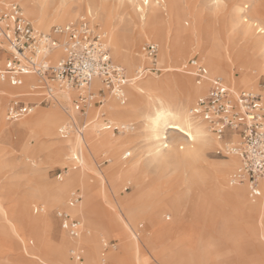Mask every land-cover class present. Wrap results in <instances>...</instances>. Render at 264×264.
<instances>
[{
  "label": "rangeland",
  "instance_id": "1",
  "mask_svg": "<svg viewBox=\"0 0 264 264\" xmlns=\"http://www.w3.org/2000/svg\"><path fill=\"white\" fill-rule=\"evenodd\" d=\"M46 1L51 5L55 2V0ZM78 1L63 0V4L67 6L71 3L72 12L75 13L73 17L65 21H60V16L52 17L51 13H47L46 18L50 21L48 28L39 26L30 11L33 9L41 11L43 0H0V8L5 2H17L32 23L42 30H49L57 24L64 25L80 16H94L99 30L105 33L106 46L112 59L125 67L130 78L137 76L138 65H148V59L141 51L143 43L154 41L159 45L161 51V44L153 35L144 37L136 46L140 62L134 67L133 71H130L124 63L116 59L112 52L110 34L99 14L100 10L94 5L92 13H89L84 7L85 4L79 7ZM131 4L134 14L132 11L131 15L125 17L122 21L121 25L125 28L133 25L134 21L141 22L142 11L137 10V4H140L143 8L145 7L143 0H131ZM178 4L186 10V13L181 15V21L183 26L188 27L190 33L187 35V40L191 43L200 38L201 29L205 24H213L218 27L221 31L219 35L221 39L219 41L230 43L232 48H234L233 51H248L246 45L247 37L242 32L244 26L249 27L252 38L254 37L258 41L263 39L264 41L261 36L264 34H262L264 31V0H178ZM247 5L248 9L245 8ZM239 17L241 19L240 22L238 21ZM116 19L117 15L114 16V22H116ZM254 22L257 24H253ZM192 29L194 31L193 34L191 33ZM260 29H263V31L261 32ZM203 49V47L196 44H189L187 50L173 52L168 63H158L163 69L162 72L149 73L137 82L141 83L154 78L166 87V92L170 95L183 97L186 93L183 83L184 78L187 77L197 84L195 77L185 72L182 68L188 59L197 56L202 59L210 70ZM258 54L260 58L264 56L262 52H258ZM169 65L172 67H168ZM240 66L242 64H235L230 70L231 73H220L219 75L233 89L238 91L253 90L264 97V67L252 62L246 63L247 69L245 70L239 68ZM248 68L254 69L250 72L253 77L238 81L237 79L240 77L247 78L245 72L249 71ZM232 76H235L234 79ZM3 82L5 81H0V83ZM198 85H204V82ZM206 88L207 86L204 87L201 93H194L190 105L195 103L196 99L206 91ZM17 92L21 91H7L6 93L0 91L3 120L8 127H14L21 120L7 122L4 117L11 96ZM78 94L79 91H76V97L72 105H66L68 107L67 110L54 104L38 105L30 115L22 118H34L40 113L50 114L52 109L58 107L59 111L64 115V122H62L64 127L73 126L70 135L67 137L61 131L63 128L62 124L56 129V135L45 124L29 131L0 132V264H46L40 261L38 257L41 247L47 243L45 238L53 245L60 241L64 244L62 260H53L51 258H57V256H53V254L48 256L44 251L43 256L45 255L47 259L57 264H64L61 261L66 262V264H88L84 248L81 247L80 249L72 246L71 239L68 237L70 235L62 227L61 220L57 216V212L64 209L85 224L82 214H74L72 212L73 207L80 204H85L92 215H95L93 214L95 213L93 206L96 205L97 200L93 198L88 203L89 195L86 194V190L81 183L83 182L82 179H84L88 189L95 192L96 187L99 186L96 174L91 173L93 171L80 172L76 181L70 180L73 171H78L81 167V162L72 153L73 146L70 140L74 139L79 132L82 134L87 133V129L83 128L87 118L94 120L95 116L100 115L101 117L99 116L98 121L102 123V126L107 123L119 127L123 123L133 124V130L124 128L117 131L111 128L102 131L112 130L116 138L131 134L130 138L132 139L130 142L132 143L118 150L119 155L126 150L131 151V155L128 157H120L123 163L129 162L137 156H143L145 162L147 158H153L154 150L150 148L151 141L145 135L146 129L144 128L145 125L143 126L145 122H143L142 118L132 117L126 120H109L110 117L102 106L109 99H114L108 93L101 103L88 107L86 113L82 110V113L80 111L75 113L77 120H72L68 113L75 108ZM127 96L128 99L125 105L130 100L129 94ZM27 98L33 99L34 96ZM98 121H95V123H98ZM170 131L167 133L168 142L173 143L177 151H184L188 144V134L177 128ZM170 138H173L175 142H170ZM219 146L220 144L210 147L204 154L205 162L203 164L211 168L206 170L203 169L202 162L197 164L198 167L194 170L196 173L195 185L191 189L187 187L190 173L186 171L172 174V167H167L163 171L161 166V168H156L158 166L156 163L145 168L143 175L145 188H152V192L145 199L149 207L155 209L157 205L164 202L169 192L174 190L176 195L170 196L169 201L176 199L177 204L174 207V213L179 211L176 217L173 214L165 215V213H159L158 220L163 229L158 230L154 234L152 246L150 248L144 246V242L141 248L139 243L145 257H149L151 260L154 257H160L163 261L170 264H264V210L235 204L228 200L224 194L218 192L215 185H213L215 174L213 168L223 165L231 159L230 156H233L218 154L217 149ZM181 147L184 148L180 149ZM113 157L112 151H106L105 148L98 149L92 159L93 168L99 172L104 171L112 163L110 160ZM234 167L235 165L222 175L227 186L230 185L229 175L233 172ZM59 175H62V178H59ZM60 187L65 192L63 198L52 197L50 194L55 189H60ZM134 189V181L122 179L117 182L116 190H118V195L121 197L135 194ZM74 192H78L81 195V199L74 206H69V201ZM110 192L112 193L113 190ZM114 193L116 194V191ZM245 195L247 201L254 204L251 202L252 200L249 198L247 191ZM258 199L255 201H258ZM36 207H39L38 211L35 210ZM48 216L50 219L49 228H45L44 225L42 227L38 226L39 222L41 220L45 221ZM132 224L133 231L139 235V238L141 236V239H143L144 230L149 228L148 220L135 217ZM63 236L67 237L66 241L62 239ZM105 242H108L107 247L104 245ZM95 244L97 249L94 259L95 264H113L110 255L121 251L122 237L111 231H103L98 235ZM73 249L80 251L82 256L81 263L72 255ZM128 264H136V262L131 258L128 260Z\"/></svg>",
  "mask_w": 264,
  "mask_h": 264
},
{
  "label": "bare ground",
  "instance_id": "2",
  "mask_svg": "<svg viewBox=\"0 0 264 264\" xmlns=\"http://www.w3.org/2000/svg\"><path fill=\"white\" fill-rule=\"evenodd\" d=\"M43 1L44 3L41 6V11H37L36 9L30 10L34 20L42 28H48L50 25V21L46 18L47 13H51L52 17L60 16V21H65L75 15V13L72 12L73 7L71 3L67 6L63 4V0H55L51 5L46 0ZM77 4L79 7L85 4L84 7H86V11L89 13H92V7L94 5L100 10L99 14L110 34L112 52L116 59L124 63L130 71H133L134 67L140 62V57L136 50L138 42L149 35H153L161 44V51L159 49L160 52H158L157 58L158 63H168L173 52L187 50L189 44H196L204 48V56L211 70L208 69L211 75H215V73L216 75L220 73H231L230 70L235 64H242L239 68L245 70L247 69V62L256 63L264 67V41L263 39L258 41L254 39V37L252 38L248 26H244L242 29L244 36L247 37V52L233 51L234 48H232L230 43H222V41H219V39H221L219 38L221 31L213 24L204 25L201 29L200 38H198L197 41L191 43L187 40V35L190 32L188 27L182 25L181 21V15L186 13V10L179 6L178 0H143V4H145L144 8L140 4H137V10L142 11L141 22L138 23L134 21L133 25L127 28L122 27L121 23L124 18L130 16L133 11L131 0H79ZM245 8L248 9V5L245 6ZM116 15L117 19L116 22H114L113 19ZM238 21H241L240 17ZM253 24L257 23L254 22ZM260 31L262 32L263 29H260ZM191 33H194L193 29ZM263 33L264 31L262 34ZM261 36L264 38V34ZM258 52L263 53L262 58L259 57ZM54 55H60L59 50H56ZM140 66L141 65H138V67ZM168 67L171 68L172 66L169 65ZM248 69L249 71L245 72L247 78L240 77L237 79L238 81H244L253 77L250 75V72L254 69ZM234 77L235 76H232L233 79ZM139 80L140 78H132V82L127 86V92L130 97L127 105H125L126 103L121 104L117 99L111 96L115 100L109 99L102 106L104 107V111L109 115L110 121L126 120L132 117L142 118L144 120L143 122L145 123L143 126L145 125L144 128L146 129L145 135L151 141L150 148L154 150L153 158H147L145 162L143 156H137L131 161L123 163L121 161L122 156L128 157L131 155V151L126 150L119 155L118 150L132 143L130 142L132 139L130 138L131 134L122 138H116L112 130L102 132L107 128L105 125L102 126V123L98 121L100 115L97 114L98 116H95L94 120L87 118L83 127L87 129V133L82 134L79 132L74 139L70 140L73 146L72 153L75 155V158L79 159L81 162L80 169L75 172L73 171L70 180L76 181L79 178L80 172L85 173L86 171H93L91 173L96 174L99 184V186L96 187V191H90L84 179H82L83 182L81 185H83L86 190V194L89 195L88 203L92 201L93 198L97 200V203L93 206V211L95 212L93 214L95 215H92L85 204L73 207L74 209H72V212L74 214H82L85 224L82 223L81 236L68 237L71 239V244L74 248L77 247L81 249L80 242H83L87 235L98 236L103 231H112L110 228L111 223H118L128 230L136 240L135 244L138 246L136 264H144L143 253L139 246L140 238L138 237L139 235L133 231L132 222L134 218L141 217L142 219H146L147 215L155 212H163L166 215L173 214L174 216V207L177 204L176 199L169 201L170 196L176 195L175 191L170 189L171 191L163 203L157 205L155 209L149 207L145 199L149 196V193L152 192V188H145V181L143 179L145 168L148 165L156 163L158 165L156 168L161 166L163 168H160L163 169V171L164 169L166 170L167 167H172V174L186 171L190 173V178L187 180V187L191 189L195 185L196 173L194 170L198 167L197 164L199 162L203 164L205 162V152L210 147L220 144V141L216 139L203 121L195 119L190 113V108L192 106L190 105V101L194 93H201L204 87L207 86L206 83H204V85H198L199 83L196 84L186 77L183 80L186 93L183 97H175L167 93L166 87L157 79L150 78L141 83L137 82ZM33 81L34 78L32 76L26 77L25 85L22 87H13L5 81L0 83V91L5 93L7 91H21L24 94L32 95L28 88ZM99 87L100 84L98 79L94 80L91 84V88L97 91ZM56 96L57 100L53 104L67 110L68 107H66V105H72L76 97V90L71 87H56ZM79 111L82 113L81 110H77L76 108L70 112H66H69V117L73 119L75 113H79ZM95 121H98V123H95ZM62 122H64V115L57 107L52 109L50 114L40 113L34 118L21 119L14 127H8L3 120V106L2 102H0V132L15 133L16 131H29L34 130L37 126L45 124L53 131V134L56 135V129L60 127L61 124L62 127H64V123ZM122 125L126 130L134 129L131 123H123ZM174 128L185 131L188 134V144L184 151H177L176 146L168 142L167 133L171 132L170 130ZM170 142H175V140L170 138ZM100 148H105L106 151H112L114 157L110 160L112 163L108 165L104 171L99 172L93 168L92 159L94 158V153ZM183 148L184 147H181L180 149ZM230 158L231 159L223 165L213 168L215 171L213 185H215L218 192L224 194L228 200L235 204H242L247 208L256 207L264 210V193L258 201H251L254 203L251 204L246 199L245 193L247 188L245 184H231L229 180V184L233 186L226 185V181L225 179L223 180L222 175L230 167L234 165L236 167L239 162L238 158L234 155L230 156ZM209 168L211 167L203 164V169L207 170ZM122 179L134 181L135 194L124 197L118 195V190H116L117 182ZM110 189L113 190L112 193ZM114 191H116V194ZM64 194V190L60 187V189H55L50 195L57 199H62ZM58 201L60 202V200ZM48 219L49 216L45 221ZM45 240L47 243L45 242L46 244L41 247L38 257L40 261L46 264H57L47 259L43 254L45 252L48 256H52L51 254H53V256H57V258L51 259L56 261L62 260V249L64 245L61 243L53 245L46 238ZM85 252L87 263L95 264L94 259L96 255L93 256L89 254V252ZM110 258L113 264H128V261L121 256H110ZM61 262L66 264V262Z\"/></svg>",
  "mask_w": 264,
  "mask_h": 264
},
{
  "label": "built area",
  "instance_id": "3",
  "mask_svg": "<svg viewBox=\"0 0 264 264\" xmlns=\"http://www.w3.org/2000/svg\"><path fill=\"white\" fill-rule=\"evenodd\" d=\"M56 50L60 55H54ZM141 51L148 65L137 69L136 78L163 71L157 61L159 46L156 42L146 41ZM182 68L192 74L197 83L207 84L206 91L191 106V116L203 121L220 141L218 154L238 158L230 183L245 184L249 198L255 201L264 193L263 96L253 90L233 89L221 76L211 75L197 56L188 59ZM28 76L34 78L29 86L33 95L17 92L11 96L4 115L7 122H17L30 115L38 105L55 103L56 87L79 91L75 108L84 113L88 107L101 103L107 93L125 104L127 86L132 81L125 67L112 59L105 33L99 30L94 16H80L64 25L42 30L32 23L17 2H5L0 8V81L22 87ZM96 79L100 84L97 91L91 88ZM29 96L34 98H27ZM105 126L117 131L125 128L111 123ZM72 127L61 129L64 136L70 135ZM80 199L81 195L74 192L69 206ZM57 216L71 237L80 235V219L64 209L59 210ZM104 245L107 247L108 242ZM72 255L81 263L79 250L73 249Z\"/></svg>",
  "mask_w": 264,
  "mask_h": 264
},
{
  "label": "crops",
  "instance_id": "4",
  "mask_svg": "<svg viewBox=\"0 0 264 264\" xmlns=\"http://www.w3.org/2000/svg\"><path fill=\"white\" fill-rule=\"evenodd\" d=\"M72 119V118H71ZM72 120H77V118H75V115L73 116ZM179 211H177L176 213H174V216L176 217ZM159 213H163V212H155L152 214L147 215L146 220H148L149 223V228L147 230H144L143 232V239H141L140 236V245L141 248L143 246V243L145 242L144 246H148L149 248L152 246V243L154 241L153 237L154 234L157 233L158 230L163 229V227L159 224V220H158V215ZM166 215V214H165ZM49 222L50 219H48L47 221H40L38 226H45V228H49ZM111 232L112 233H116L118 235H120L122 237V249L121 251H119L118 253H112L110 256H121L123 257L125 260H129L131 258L134 259V261H136V258L138 256L137 253V245L135 244V239L133 237H131V233H129L128 230H126L123 226L119 225L118 223H111ZM98 236L96 235H87L85 237V240L83 242H80V245L82 248H84L85 251L89 252V254L91 255H96V239ZM66 236H63V240L66 241ZM133 238V239H132ZM61 244H63V242H59ZM58 244V243H57ZM64 245V244H63ZM143 259H144V264H170L169 262H165L163 261L162 258L157 257L153 260H151L149 257H145V255H143Z\"/></svg>",
  "mask_w": 264,
  "mask_h": 264
}]
</instances>
